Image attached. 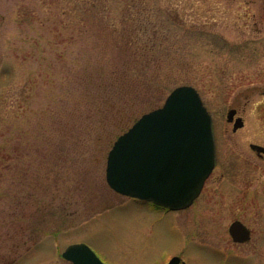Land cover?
<instances>
[{"label":"rangeland","instance_id":"rangeland-1","mask_svg":"<svg viewBox=\"0 0 264 264\" xmlns=\"http://www.w3.org/2000/svg\"><path fill=\"white\" fill-rule=\"evenodd\" d=\"M107 4L106 20L118 23L124 10L145 9L157 44L143 68L82 1L0 0V264H73L62 255L73 242L106 264H166L174 255L264 264V155L251 148L264 146V0ZM127 65L121 98L113 72ZM184 84L214 121L216 164L201 194L166 210L115 191L106 179L113 142ZM231 108L244 120L237 130ZM235 220L251 229L248 241L233 240Z\"/></svg>","mask_w":264,"mask_h":264},{"label":"water","instance_id":"water-1","mask_svg":"<svg viewBox=\"0 0 264 264\" xmlns=\"http://www.w3.org/2000/svg\"><path fill=\"white\" fill-rule=\"evenodd\" d=\"M236 112L229 109V121ZM243 125V118L237 117L233 128ZM251 147L264 154L263 145ZM215 162L213 117L194 86L180 85L163 105L142 114L115 140L107 157L106 178L121 194L181 209L200 194ZM229 231L236 242L251 238L250 228L241 220L233 221ZM63 256L74 264H105L85 242L70 244ZM180 261L174 256L168 264Z\"/></svg>","mask_w":264,"mask_h":264},{"label":"trees","instance_id":"trees-1","mask_svg":"<svg viewBox=\"0 0 264 264\" xmlns=\"http://www.w3.org/2000/svg\"><path fill=\"white\" fill-rule=\"evenodd\" d=\"M82 1V3L87 4V9H84L87 16H93L96 18V21L100 28H103L105 31L109 32L114 40L117 42V44H121L122 42L125 43L129 49L135 48V52L131 55V59H133V64H135V68L139 69L143 68V66L147 65V62L149 59L153 60V57H151V50H153L156 47L157 40H154V37H151V34H149V31L152 29V26L146 19L143 18V12L145 9L140 8L142 12L139 11V9H135V13H127L125 10L123 11L121 17H122V23H118L117 21H107L105 12L108 9L107 8V2L109 0H79ZM137 4V3H136ZM150 15V14H148ZM101 16V17H100ZM129 19L130 21H133L132 27H126L125 24H127L125 21ZM120 22V21H119ZM122 24V25H121ZM121 26V27H120ZM152 31H156L153 29ZM155 33V32H154ZM140 34L148 35L150 38H143L140 36ZM140 39L144 40V42L140 43ZM132 45V46H131ZM137 52V53H136ZM142 61H144L142 63ZM131 65V64H130ZM129 66L127 65L123 70H121L118 73L113 72L114 74V80H120L123 82V86L119 85L117 87L115 83L112 84V89H117L122 98L126 97V94L129 93V82L128 77H130V71ZM108 95H113L111 92H106ZM112 101L109 103V107L112 108L115 106V103L118 101L114 99L112 96H110ZM157 104H151V107H155ZM135 121V120H134Z\"/></svg>","mask_w":264,"mask_h":264},{"label":"flooded vegetation","instance_id":"flooded-vegetation-1","mask_svg":"<svg viewBox=\"0 0 264 264\" xmlns=\"http://www.w3.org/2000/svg\"><path fill=\"white\" fill-rule=\"evenodd\" d=\"M238 116L237 113L235 114V117ZM156 207L158 208H165L166 210H170L169 208H166V207H163V206H159V205H156ZM179 264H182V263H179Z\"/></svg>","mask_w":264,"mask_h":264}]
</instances>
